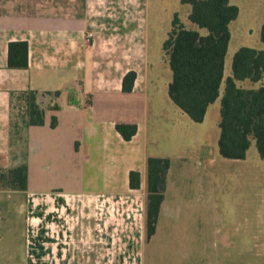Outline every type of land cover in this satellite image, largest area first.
Returning a JSON list of instances; mask_svg holds the SVG:
<instances>
[{"label": "crops", "instance_id": "obj_1", "mask_svg": "<svg viewBox=\"0 0 264 264\" xmlns=\"http://www.w3.org/2000/svg\"><path fill=\"white\" fill-rule=\"evenodd\" d=\"M153 1L157 12L159 0H0V168L28 166V189L18 193L27 213V264H146L162 218H171L170 167L156 233L147 239V161L165 158L149 153L146 133L155 81ZM237 20L230 25L225 80L233 76L226 62ZM13 42L28 43V68H9ZM254 49L264 50V43ZM130 72L136 80L126 93ZM31 91L45 119L26 127L25 105L20 157L12 148V104ZM120 123L137 125L131 141L116 130ZM132 171L140 173L138 189L130 187Z\"/></svg>", "mask_w": 264, "mask_h": 264}, {"label": "rangeland", "instance_id": "obj_2", "mask_svg": "<svg viewBox=\"0 0 264 264\" xmlns=\"http://www.w3.org/2000/svg\"><path fill=\"white\" fill-rule=\"evenodd\" d=\"M231 2L241 16L233 25L227 73L239 49L262 45L264 17V0ZM158 4L157 12L154 1L151 7L149 53L155 81L150 84L146 133L149 153L171 160V218H162L157 237L146 248V264H264V160L255 141L245 160L220 155L221 97L203 123L193 122L171 101L168 88L173 76L162 46L175 14L193 25L191 6L178 0H159ZM238 84L244 89L258 88L250 80ZM25 105L26 96L14 98L11 141L20 157L25 148L21 135ZM0 170L4 174L8 169ZM178 186L182 189L175 191ZM19 192L6 180L0 181V264H27V213L22 211Z\"/></svg>", "mask_w": 264, "mask_h": 264}, {"label": "trees", "instance_id": "obj_3", "mask_svg": "<svg viewBox=\"0 0 264 264\" xmlns=\"http://www.w3.org/2000/svg\"><path fill=\"white\" fill-rule=\"evenodd\" d=\"M191 6L190 22L198 29H189L175 14L172 28L163 44V51L172 71L169 97L195 123H203L208 108L220 97L219 153L224 159L245 160L255 141L260 158L264 160V87L244 89L239 82L257 83L264 76V50L249 47L239 49L233 58V76L225 80V60L231 40L230 25L238 19L240 9L229 0H182ZM205 30L206 33H202ZM264 43V24L261 30ZM27 42L9 45L10 69L28 68ZM136 73H128L123 81V91L133 90ZM56 96L60 92H56ZM26 127L44 125L45 111L38 103V93L26 95ZM54 118L52 127H56ZM116 130L125 141L137 134L136 124L120 123ZM171 167L168 158H149L147 161L148 204L146 218L147 239L156 233L157 222L164 202L167 174ZM2 170H0L1 173ZM0 181L6 180L14 191H27L28 166L26 163L3 171ZM3 178V179H1ZM140 173H130V187L140 188Z\"/></svg>", "mask_w": 264, "mask_h": 264}, {"label": "built area", "instance_id": "obj_4", "mask_svg": "<svg viewBox=\"0 0 264 264\" xmlns=\"http://www.w3.org/2000/svg\"><path fill=\"white\" fill-rule=\"evenodd\" d=\"M92 37V35H89V38Z\"/></svg>", "mask_w": 264, "mask_h": 264}]
</instances>
